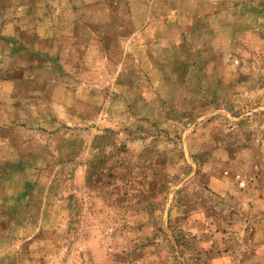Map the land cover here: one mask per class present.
Listing matches in <instances>:
<instances>
[{"label": "rangeland", "instance_id": "obj_1", "mask_svg": "<svg viewBox=\"0 0 264 264\" xmlns=\"http://www.w3.org/2000/svg\"><path fill=\"white\" fill-rule=\"evenodd\" d=\"M0 264H264V0H0Z\"/></svg>", "mask_w": 264, "mask_h": 264}]
</instances>
